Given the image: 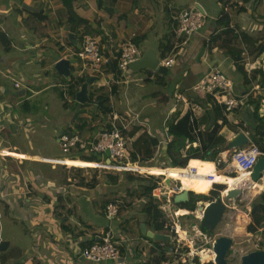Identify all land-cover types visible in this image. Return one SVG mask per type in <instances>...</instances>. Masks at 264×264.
Returning a JSON list of instances; mask_svg holds the SVG:
<instances>
[{"label":"crops","instance_id":"obj_1","mask_svg":"<svg viewBox=\"0 0 264 264\" xmlns=\"http://www.w3.org/2000/svg\"><path fill=\"white\" fill-rule=\"evenodd\" d=\"M240 3L244 4V10L236 12ZM188 7H198L206 11V24L180 48L175 63L166 73H162L166 74L163 76L165 84L156 74L157 71L152 70L150 73L147 68L132 70L126 79H118L119 76L116 77L114 72L105 70L89 84L90 91L92 86L101 89L107 87L109 82L112 86L114 83L119 85V94L109 95V107L119 112L133 108L139 113L140 122L134 127V142L143 136L158 138V151L156 149L154 158L163 159L167 164L166 142L171 139L166 127L168 119L176 112L183 116L189 109L199 118L204 112L200 102L205 100L207 93L197 89L196 84L212 68L221 69L234 80L235 93L244 100L241 107L227 113L230 125L222 129L227 142L217 159L225 162L228 158V140L235 134L244 131L252 143L250 132L256 121L255 104L251 99L263 95L261 107L264 110V76L259 74L260 71L264 74V52L259 55L257 52L250 53L252 50L247 48L244 42L238 41L240 47L245 50L241 64L247 71V81L235 62L226 57L218 49V45L209 49L208 44L210 37L221 31L216 29V22L224 13L230 16V28L234 29L229 36L226 35L227 38L243 31L256 38L258 42L255 46L262 44L264 0H250L246 3L237 0H0V32L5 33L11 42L10 46L6 47L0 40V210H5L6 214H20L24 223L22 244L5 239L0 223V243L8 242L0 248V264H92L82 257L81 251L100 233L93 229L94 225H97L95 219L103 215L108 220L106 212H102L101 203L97 201L99 195L107 190L100 188V191H97V186L86 189L87 187L80 186L77 181L71 183V177L67 176L66 179L65 175L47 176L34 164L44 162L38 159L39 157H47L42 151L45 149V140L49 137L56 139L58 143L57 135L63 131L88 137L106 123L105 111L99 109L97 104L86 105L90 99L89 90V97L85 102L78 101L75 97L73 104H78V109L76 105L71 108L64 103L65 111L51 109V103L46 107H39L33 99L41 91L52 88L55 84V87L62 86L66 99V95H70L69 82L73 78L91 75L88 71L82 73L81 61L74 54L81 47L84 35L97 37L104 53L114 59L120 45L127 41L136 43L143 52L154 49L158 57L162 58V41L167 35L174 33L180 12ZM32 17L34 22L26 23L25 20ZM39 18L41 28L34 29ZM60 59L70 61L67 68L75 72L70 80L65 78V71H61V74L54 72L53 67ZM28 73H32V76H28ZM115 79L117 80L113 82ZM150 83L156 85L148 87ZM104 90L108 91L106 88ZM125 91L128 99L124 96ZM148 94L155 97L154 103L145 101ZM162 95L166 98H162ZM158 103L164 106L161 111L166 117L160 120L158 127L153 130L148 110L151 105L155 107ZM57 111L58 114L55 115ZM34 116H37L36 120L33 119ZM82 126L85 136L80 134ZM192 144L197 147L200 143L198 140ZM58 157L61 156L52 158ZM203 162H212L217 169L215 161ZM66 163L79 167L94 166L93 162L71 158H67ZM188 165L191 167L190 161ZM225 166L226 164L224 168ZM225 172L227 173V170ZM151 173L156 174V170ZM159 174H163L161 170ZM237 174L238 178L227 183V186L219 185L227 189L247 176L245 173ZM220 177L224 180L223 176ZM65 180H70V183L67 184ZM172 181L179 183L177 179H171ZM255 184L259 185L257 189L253 187ZM253 186L242 194L239 199L241 202L251 200L255 191L264 192V179ZM162 191L163 188L158 196L163 195ZM222 193L225 194V190ZM65 195L69 196L67 204L62 201ZM42 198L47 199L44 201ZM200 213L197 210L196 215L199 217ZM178 214L186 213L180 208ZM185 218L187 217L185 216L184 220ZM111 223L109 222L110 225ZM129 223L132 228L122 230L119 234L127 239L122 246L124 254L132 252V257H135L131 246L140 249L141 242L144 244L142 238H146V234L145 237H140L141 242L139 241L138 245L133 240L137 237L129 239L128 235L137 233L139 229L133 222ZM147 229L152 230L148 226ZM260 234H263L262 231ZM230 236L234 238L235 235ZM201 255H206L202 257L203 261L215 257V254L208 250L202 251Z\"/></svg>","mask_w":264,"mask_h":264},{"label":"built area","instance_id":"obj_2","mask_svg":"<svg viewBox=\"0 0 264 264\" xmlns=\"http://www.w3.org/2000/svg\"><path fill=\"white\" fill-rule=\"evenodd\" d=\"M206 18V11L198 7H188L180 12L178 16V25L174 29V34L177 39L175 50L171 52L170 56L160 58L159 67H165L168 69L175 63L176 55L180 48L186 45L189 39L205 26ZM74 54L81 61L83 74L88 71L89 74L94 76L102 75L105 72V67L108 62L112 63V57H109L104 53L100 40L91 35L83 36L81 47L77 49ZM142 56L143 51L136 43L127 41L121 44L117 50V54L115 55L119 70L118 79L128 78L129 74L132 72L130 65L138 61L142 58ZM116 80L117 79L113 82ZM16 85L18 86V83ZM196 87L204 93L211 94L219 104H223L225 106L226 112L239 108L244 103L242 97H239L235 93L234 80L219 68H214L209 71L199 80ZM124 96L128 99L127 91H125ZM105 115L107 119L104 126L88 137H81L78 133L70 131L61 132L58 135L59 145L61 146V150L63 152L61 157H39L38 159L47 163L70 166L66 163L67 158L83 159L82 157L75 156V154H81L83 156H97L98 158H94V160L90 161L94 164V166L90 167L110 172L118 171L130 174L141 173V175L144 173L147 175L148 173L142 172L139 167L142 165L140 163V155L137 153V159L133 158L134 136L130 134L133 128L139 124L140 114L132 111L131 109L119 112L112 107L111 112H105ZM167 143L168 141L166 144ZM189 146L190 144L187 145V147ZM156 149L158 151V147ZM227 154L228 158L225 162H223L220 158L215 161L217 164V169L215 170L224 175H229L231 170L232 172L235 170L237 172L247 174L248 178L251 175L254 165L258 161L259 157L264 155L257 145L250 142L242 147L229 150ZM154 156L150 160L154 159ZM225 164L226 168H224ZM184 169L186 173L183 174L190 179H200L205 175L200 174L199 169L195 166L190 167L187 165ZM226 170L227 173L225 172ZM207 177L212 179L213 175L209 174ZM172 180H176V178H172ZM177 180H179V183H174V181L171 182V179L170 184L164 180L162 182L159 181L157 188L153 191L154 198L157 199L159 191L166 187L169 191V198L173 199L175 194L185 189L183 187V181L180 178ZM188 190L196 193L193 190ZM212 190L220 191L217 189ZM200 204L201 201H198L195 209V211L198 210L201 212L199 218L195 216L192 212L193 210L184 207L180 208L185 211L186 217L190 216L194 220L193 227H191L192 229L201 228L202 231L209 233L211 236L210 241H205L202 244L201 249L209 250L215 254L213 245L216 240V236H213L209 231L200 225L203 212L199 209ZM118 210L119 206L117 202L108 203L106 207V217L109 222H112V220L117 218ZM227 210L238 211L237 206L229 204ZM244 216L251 220L250 205L247 207V211L244 213ZM164 218L165 222L159 233L162 235H168L169 239H157L156 242H151V238L146 235V238H142L144 244L141 249V253L143 254L145 250H149L151 255L148 258L138 255L137 263L130 262L127 255L124 254L122 246L123 243L127 242V239L125 236L115 233L111 225H109L102 232L96 234L92 241L82 249L81 255L85 260L92 264H206V262H212L215 264V257L204 262L202 257L197 252L192 250L189 244L184 241H180V233L177 231L178 228L173 226L165 215ZM185 222L186 218L184 220L183 217L181 219L180 226L183 230L190 229L188 224ZM261 231H263V229H260L258 233H261ZM258 233L256 234L258 235ZM136 242L139 245V241L136 240ZM262 243V240L259 239L258 243L255 244V249H264ZM130 254H132V252H130Z\"/></svg>","mask_w":264,"mask_h":264},{"label":"trees","instance_id":"obj_3","mask_svg":"<svg viewBox=\"0 0 264 264\" xmlns=\"http://www.w3.org/2000/svg\"><path fill=\"white\" fill-rule=\"evenodd\" d=\"M246 3L250 0H237ZM244 10V4L240 3L236 7V12H241ZM33 17L26 19V23L28 21L34 22ZM230 16L227 13H224L220 19L216 22V29L220 32L212 35L210 37V41L208 46L209 49L212 48L213 45H218V49L228 58L232 59L239 72L246 78L248 77L247 71L245 67L241 64L243 61V53L244 49L240 47V42L242 41L249 47L252 52H257V55L262 54L264 52V42L259 46H255L257 44L256 38L252 37L250 34L246 32H241L239 35L234 34L232 37L227 38L226 35H230L234 29L230 28ZM41 19L39 18L36 21V25L34 29L41 28ZM30 26V25H29ZM42 29L44 30L45 27ZM223 29V30H222ZM225 35V37L223 36ZM0 40L4 43L6 47H9L11 42L10 39L5 35V33L0 32ZM177 39L174 33H171L165 37L160 45V56L162 58L167 57L171 52L175 50ZM252 45V47H251ZM254 46V47H253ZM112 64L108 62L105 67V70L108 72H114L116 77L119 74L118 66L116 59L112 57L111 59ZM148 72L152 73L151 69L147 70ZM159 77H161L164 82V75L161 72H156ZM259 74L264 76L263 72L260 71ZM264 78V77H263ZM249 81V79L247 80ZM246 81V82H247ZM85 82V76H79L77 78H73L69 82V94L72 97L71 99L75 100L76 93L78 92L79 86ZM119 85L114 83L112 86V91L115 95L119 94ZM103 89V88H101ZM99 91V90H97ZM64 95L62 94V98ZM110 97V96H109ZM252 98V97H251ZM64 99V98H63ZM263 95H258L255 99H251V102L255 104L254 107V118H255V125L252 128L251 136H252V143L257 145L261 151L264 153V110L261 107ZM109 102L108 96L101 94L97 95L95 90L90 91V99L88 103L97 104L99 109H103L105 112H111V108L107 103ZM67 104V102L65 103ZM202 105L204 112L198 118L194 112L189 109L183 116H181L180 112H176L173 114L167 121V133L171 136V140L167 143L166 148V155L168 157V163L166 166H159V167H186L188 162L190 161L191 167L197 166L200 171V174H205L200 179H190L188 178L189 182L195 186V192H190V199L186 202H182L176 204L172 199L173 206L176 209L180 207L188 208L191 210H195L197 206V202L201 199H208L206 194L210 192L213 188V185L217 183V187H222L221 184H226L235 181L238 177L233 178L227 175H224L215 170L214 163L212 162H203L204 160H211L216 161L219 153L223 151V146L227 142L226 137L222 133V129L226 125H230V122L227 117V113L225 106L223 104H219L217 100L211 95L207 93V96L203 102H200ZM204 128H202V125ZM91 127V126H90ZM82 130L80 134L85 136L84 127L82 126ZM136 129L130 132L131 135H134ZM199 140V146L194 147L193 142ZM159 140L158 138L151 137V136H143L140 139L136 140L133 143L134 151H133V158L137 159V153L140 155L141 161H148L150 160L156 151V146L158 145ZM190 144L189 147L187 145ZM85 161H92L94 160L93 156H85ZM201 159L196 160V159ZM72 159V158H71ZM79 159V158H78ZM80 159V160H83ZM144 166H158V165H145ZM168 168H161V173L166 174ZM125 173L127 180L131 183L126 191L125 195H121L119 192L111 191V189L104 194L99 195L97 201L100 202V206L102 212H106V207L110 202H117L119 206L118 216L117 217H124V221L128 223L129 218L125 219V216L129 213V210L136 205L140 201H145V205L143 208V218L138 219L137 221V228L139 232L141 231L140 224L144 222L148 227H150L155 232H160L163 228L164 222L162 220V213L159 209V201L158 199L155 200L153 191L158 186V182L161 181L162 176H156L153 174H147L143 176L141 174H130ZM209 174L213 175V178L210 179L207 176ZM220 176L224 177V180L221 179ZM96 178H92L90 181L86 182L85 178H83L80 182V186H85L89 188L95 187ZM119 181V174H108L107 180H105V184L113 185ZM137 181L139 184L137 186L133 185L132 183ZM215 186V187H216ZM226 188V187H225ZM215 198L218 196V191H213ZM212 192V193H213ZM251 207V221L248 222L247 225V232L256 234L259 232L260 229H263L262 233L264 235V192L259 194L258 200L252 201ZM164 215V214H163ZM135 218V217H133ZM264 246V242H263ZM229 255V253H228ZM20 264V263H15ZM206 264H213L212 262Z\"/></svg>","mask_w":264,"mask_h":264},{"label":"rangeland","instance_id":"obj_4","mask_svg":"<svg viewBox=\"0 0 264 264\" xmlns=\"http://www.w3.org/2000/svg\"><path fill=\"white\" fill-rule=\"evenodd\" d=\"M209 24H210V19L208 20ZM54 72H56L57 74H61L62 72L59 71V69L54 66ZM214 68H212L211 70H213ZM65 75H66V79L70 80L71 76L75 75V72L72 71L71 69L67 68L65 70ZM28 76H32V73H28ZM55 76V75H54ZM100 80H98L99 82ZM56 85V84H55ZM55 85L52 88H48L45 91H41L40 94H38L33 101H35L36 104L39 105V107H46L49 105V103H51L52 108L51 109H59L62 111H65V108L63 106V103L65 104L67 102V104L65 105H70L71 108H74V106L76 105V108L78 109V104H73L74 100L71 101L70 98H72L70 95L67 96L66 95V99L62 98V94H63V90H62V86L60 87H55ZM156 85L155 83H150L148 84V87ZM197 86V84H196ZM109 87H112V83L109 82V85H107V87H101L103 89H99L98 86L94 87L92 86L91 90H95L97 95H101L104 94L105 96L107 95L109 98V95L112 94V96H116L112 89L110 90ZM104 88L108 89V91H105ZM88 90L90 91V85H88ZM99 90V91H97ZM145 91V89H143ZM156 92V91H155ZM158 93V92H157ZM162 98H166L165 96ZM76 100V99H75ZM110 100V98H109ZM145 101H149L154 103L155 101V97H153L152 95L148 94V96L146 97ZM77 103V102H76ZM91 103H88V105H90ZM110 104V101L107 103V105ZM87 105V106H88ZM111 106V105H110ZM163 105L162 104H157L155 107L154 105H151V108H149L148 111H150V117H151V126L152 128H154L153 130H155V128L158 127L160 120H164V118L166 117V115L161 111L163 109ZM131 109L132 111L133 108H128L127 110ZM136 112V111H134ZM55 115L58 114V111L54 113ZM93 116L96 117L95 113H93ZM37 116H34V120H36ZM150 120V119H149ZM97 122V119L95 120ZM167 124V123H166ZM56 131V130H55ZM159 135V133H157ZM59 135V134H58ZM57 135V137H58ZM55 137V135H54ZM56 137V138H57ZM45 149L42 151V153L44 155H46L47 157H57V156H62L63 152L61 150V146L59 145V143L57 142V140L50 138L45 140L44 143ZM75 156L77 157H82V158H86L85 156L81 155V154H75ZM89 157V156H88ZM94 158H98L97 156H93ZM156 160V162H155ZM141 164H153V165H158L155 167H150V166H144L141 165L139 166L141 168L142 171H145V173L148 174H153L156 176H162L161 182L165 180L164 175L159 174L161 168H170V167H159V166H166L167 164L164 163L163 159H159L157 160V158H154L152 160L149 161H140ZM38 169H40L43 173H45L47 176L50 177H54V176H58V175H65L66 179L67 176L71 177L72 182L77 181L78 183L85 178V181L88 182L90 181L92 178H96V182H95V186H97L96 190L100 191V188L104 191H109L111 189V191H116L119 192L121 195H125V191L126 189L131 186V183L127 180L125 173L124 172H118V171H106L103 169H99V168H93V167H79V166H65V165H53L52 163H44V162H38L34 164ZM54 166V167H53ZM27 168H29V166H26ZM157 168V169H154ZM153 170H156V174L151 173ZM108 174H119V181L116 182L113 185H108L105 184V180H107L108 178ZM141 174V173H138ZM143 176H146L144 173H142ZM228 176L236 178L238 177L237 171H233L232 173H230ZM65 180V182L67 184H69L70 182ZM133 185L137 186L139 183L137 181L132 183ZM221 184V183H220ZM225 185V184H222ZM216 186V185H215ZM86 189H93V188H89L87 187ZM215 189L217 190H221L223 191L222 187H215ZM106 191V192H107ZM221 191V192H222ZM263 192V191H262ZM262 192H258L255 191L254 192V197L251 200H245L243 202H241L240 200H236L235 202L232 203H228L229 205H233V206H237L238 211L235 210H227L226 211V215L224 216V218L222 219V221L220 222V224L218 225L217 229L213 232H210L213 236H216V238H218L220 235H235L234 236V245L233 248L228 252L229 255L227 257V262L228 264H240V257L241 254L250 252L252 250H255V244L258 243V240L261 239L262 242H264V235L263 234H253V233H248L247 232V225L248 222H250L251 220H249L247 217L244 216V213L247 211V207L250 205L252 207V205L250 204L252 202V200H258L259 199V194ZM210 193V192H209ZM214 192L211 193L210 195H207L208 198L206 199H201L199 201H210L214 198H212L214 196ZM162 197V195H160ZM69 196L65 195L63 197L62 201H65V203L67 204V202H69ZM217 197V196H216ZM215 197V198H216ZM44 201H46L47 198H42ZM48 199L52 200L51 198L48 197ZM60 197L58 198V200L60 201ZM158 201H159V205L163 206V202L160 200L159 196L157 197ZM155 199V200H157ZM145 201H140L135 208L130 210V213L127 214L128 217L131 216V218H129V221L132 220L131 222H133L132 224L137 225V221L140 218H143V208L145 205ZM51 202V201H50ZM169 207L167 206V204L165 205L164 209H161L160 212L164 213L165 217L171 222V224H173V222H177L178 218H177V212L178 209L175 208V206H173V203L171 201V203H168ZM160 209V208H159ZM176 209V210H175ZM195 210H193V213L195 214V216L198 218V216L196 215ZM162 213V220L165 221L164 215ZM127 216H125L127 218ZM186 214H183L179 219L181 220L183 217H185ZM92 217V216H91ZM135 217V218H133ZM93 218V217H92ZM123 219L117 217L114 220H112V227L114 228V230L116 231L117 234L123 231H125V229L130 230L132 228V226L130 225V223H125L124 217H122ZM22 216L20 214H16L13 213V215H11L9 212H5V210L1 211L0 210V223H1V231H2V236L5 239L11 240L12 242L18 243V244H22L24 243V223L22 222ZM96 220V226L94 225V230H98L99 232H102L104 229H106L110 224L108 222V220H106V218L103 217H99ZM193 219L189 216L186 218V224H188V227L191 228L193 227ZM119 229V230H117ZM93 230V231H94ZM123 230V231H122ZM135 229H133L134 231ZM159 233V232H157ZM142 235L145 237V234L141 233L139 231H137V233L129 234L128 238L132 239L133 237H137L133 240H138L141 242L140 237H142ZM151 242H156L157 239L151 238L150 240ZM263 244V243H262ZM24 246V245H23ZM143 243L141 242V246L140 249H137L135 246H131V249L134 251V255L135 257H132V255L130 253H128V259L130 262L133 263H137V256H144L146 258H148L151 255V252L149 250H146L143 254L141 253V249H142ZM264 247V246H263ZM207 263V262H206Z\"/></svg>","mask_w":264,"mask_h":264},{"label":"water","instance_id":"obj_5","mask_svg":"<svg viewBox=\"0 0 264 264\" xmlns=\"http://www.w3.org/2000/svg\"><path fill=\"white\" fill-rule=\"evenodd\" d=\"M70 61L65 59H60L56 63V67L59 71H65L69 65ZM160 58L158 57L154 49H149L143 52L142 58L130 65L131 70L139 69H151L154 71H159L161 73H166L167 68L159 67ZM112 64V63H111ZM98 77L86 75L85 82L82 84L81 89L77 92L76 97L78 101L85 102L88 95V85L92 84L94 80ZM250 142L248 135L241 131L235 134L230 140H228L226 149L231 150L233 148H239ZM264 179V155L260 156L256 164L254 165L253 171L249 178L246 176L244 182H239L238 185L232 186L226 194L218 191V196L208 202L201 201L199 209L202 212V218L200 220V225L209 232H213L217 229L218 225L226 215L228 209V203L235 202L239 200L242 194L251 187V184L256 183ZM166 182L170 184V179L165 178ZM214 190L210 191L209 195ZM190 192L188 189H184L181 192L174 195L173 200L176 204L186 202L190 199ZM141 229L144 234L150 238L154 239H169L168 235H162L160 233H155L152 230H148L146 224L143 222L141 224ZM234 239L230 235H220L216 238L213 250L215 252L214 263L215 264H228L227 257L228 252L232 249ZM8 242L1 241L0 248L2 249L4 245ZM240 264H264V249H255L250 252L244 253L240 257Z\"/></svg>","mask_w":264,"mask_h":264},{"label":"bare ground","instance_id":"obj_6","mask_svg":"<svg viewBox=\"0 0 264 264\" xmlns=\"http://www.w3.org/2000/svg\"><path fill=\"white\" fill-rule=\"evenodd\" d=\"M151 167V166H150ZM152 167H155V166H152ZM183 173H186V171H185V169L184 168H182V167H173V168H170L169 170H168V172H167V174L168 175H166V174H161V175H165L166 177L165 178H169V179H172V178H176V179H178V178H180L182 181H183V187L185 188V189H190V190H193V191H195L194 189H195V186H193L190 182H189V180H188V177L185 175V174H183ZM159 176V175H158ZM245 178L246 177H243V178H241L240 180H238L237 182H236V184H238L239 182H244L245 181ZM236 184H234V185H232V186H235ZM254 184V183H253ZM215 185H217V183H215L214 185H213V188L212 189H215ZM232 186H230V187H228L227 189L226 188H224L223 189V191L225 190V194H226V192L232 187ZM253 185L251 184V187H252ZM258 184H255L253 187L254 188H258ZM264 187L262 186V189H263ZM211 189V190H212ZM210 190V191H211ZM163 195H162V197L161 196H159V198H160V200L163 202V206H161V205H159V208L160 209H164V207H165V205L167 204V206H168V208H170L169 207V204L168 203H171V200H172V198H169V191H168V188H163ZM161 192V193H162ZM176 210V209H175ZM179 210V209H178ZM193 212V211H192ZM175 213H177L176 215H177V222H173V226H176L178 229H177V231H178V233H180V241H184V242H186L187 244H189L190 246H191V248H192V250H194L195 252H197L201 257H203V256H206V255H201V252L202 251H204V250H202L201 248H202V244L205 242V241H210V239H211V236L209 235V233H207V232H204V231H202L201 230V228H190V229H184L183 230V228L180 226V224H181V220L179 219L183 214H178V211L177 212H175ZM199 218V217H198ZM209 251V250H208ZM203 254V253H202ZM216 255V254H215ZM204 262H206V261H204Z\"/></svg>","mask_w":264,"mask_h":264}]
</instances>
